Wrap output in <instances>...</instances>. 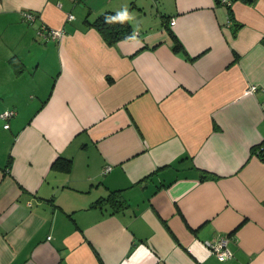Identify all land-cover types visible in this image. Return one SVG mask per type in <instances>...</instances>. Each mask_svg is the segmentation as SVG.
<instances>
[{"label": "crops", "instance_id": "1", "mask_svg": "<svg viewBox=\"0 0 264 264\" xmlns=\"http://www.w3.org/2000/svg\"><path fill=\"white\" fill-rule=\"evenodd\" d=\"M262 37L264 0H0V264H264Z\"/></svg>", "mask_w": 264, "mask_h": 264}, {"label": "trees", "instance_id": "2", "mask_svg": "<svg viewBox=\"0 0 264 264\" xmlns=\"http://www.w3.org/2000/svg\"><path fill=\"white\" fill-rule=\"evenodd\" d=\"M219 2V0H215ZM119 12L112 10H105L98 14L93 20L85 19L86 23L90 26L96 27L103 36L107 39L109 43H114L119 39L128 38L133 33L132 25L128 20L120 21L117 19H113L117 16ZM171 33L173 39V47L174 49H180L181 43L176 35L172 32L170 28H168ZM262 43H264V37L261 39ZM261 158H264V142L257 144L255 146V150ZM10 159L8 161V166H10ZM51 166L55 169L69 171L71 168V159L65 158L62 156H58L51 164ZM103 205L108 204L113 210H116L120 207H124L127 202L123 198L120 189L111 190L106 196L100 197L97 199L93 205ZM101 264H103L101 262Z\"/></svg>", "mask_w": 264, "mask_h": 264}, {"label": "built area", "instance_id": "3", "mask_svg": "<svg viewBox=\"0 0 264 264\" xmlns=\"http://www.w3.org/2000/svg\"><path fill=\"white\" fill-rule=\"evenodd\" d=\"M234 0H219L220 3L226 5V6H231ZM23 18L26 19L27 21H33L34 20V14L29 11H23ZM72 14H68V18H72ZM173 20L170 22L172 24ZM38 32L44 36L46 39L48 38H53V39H59L64 36V29H58V28H52L48 27L45 24H41L38 28ZM135 35H138L139 32L135 31ZM15 114V110L13 109H6L5 111L1 112L0 116L3 118H9L12 115ZM5 127L8 126V123L4 124ZM109 169L108 166L103 168L102 173H106V171ZM228 236H220L216 237L210 240H206V245L207 247L217 256L219 260H226L229 258L233 257V252L228 246Z\"/></svg>", "mask_w": 264, "mask_h": 264}, {"label": "clouds", "instance_id": "4", "mask_svg": "<svg viewBox=\"0 0 264 264\" xmlns=\"http://www.w3.org/2000/svg\"><path fill=\"white\" fill-rule=\"evenodd\" d=\"M113 19H117V20H120V21H125V20L131 19V17L129 16V13H128L127 9H125L122 12H119L117 14V16L114 17Z\"/></svg>", "mask_w": 264, "mask_h": 264}]
</instances>
